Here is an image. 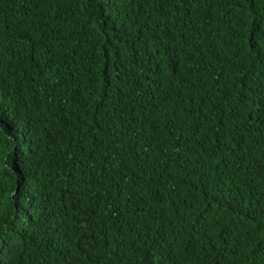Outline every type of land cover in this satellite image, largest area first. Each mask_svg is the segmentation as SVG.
Segmentation results:
<instances>
[{
    "label": "trees",
    "instance_id": "16d2710c",
    "mask_svg": "<svg viewBox=\"0 0 264 264\" xmlns=\"http://www.w3.org/2000/svg\"><path fill=\"white\" fill-rule=\"evenodd\" d=\"M0 264H264V0H0Z\"/></svg>",
    "mask_w": 264,
    "mask_h": 264
}]
</instances>
